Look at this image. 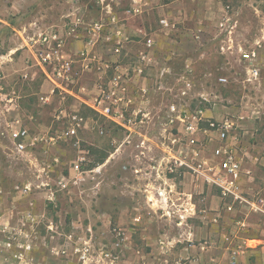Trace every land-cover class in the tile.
<instances>
[{"label":"rangeland","instance_id":"rangeland-1","mask_svg":"<svg viewBox=\"0 0 264 264\" xmlns=\"http://www.w3.org/2000/svg\"><path fill=\"white\" fill-rule=\"evenodd\" d=\"M220 1L219 8L240 11L233 15V44L225 50L220 47L222 32L212 34L217 29L216 17L208 22L203 45L190 47L195 45L190 30L197 9L192 0H142L141 12L132 15L125 13L130 0H113L111 12L118 19L113 23L96 0H0V211L13 209V216L25 219L29 214L39 221L22 228L20 234L28 233L41 243L33 249L38 264H83L72 252L84 238L90 239L95 252L100 247L116 251L119 258L114 264H175L176 243L180 242L174 237L181 229L175 224V213L158 208L156 196L149 192L155 188L151 181L157 172L180 177L177 169L164 166L165 160L157 169L164 154L161 143L167 137L163 126L170 101L191 109L206 108L214 118L245 110V122L254 125L251 138L264 143L263 119L253 118L250 110L258 102V87L241 82L245 63L239 51V46L250 47L264 20L251 6L240 10L241 0ZM260 6L264 9V3ZM76 8L86 22L103 19L104 30L95 46H110L109 53L117 57L109 67L97 55L94 64L103 62L104 72L95 103L114 101L112 110L121 114L130 129L59 89L48 101L40 98L49 93L50 83L35 64L32 42L48 24L62 25ZM160 17L167 19V27L161 26ZM138 27L153 36L151 47L136 35ZM202 48L205 52L200 54ZM258 54L264 77V47ZM96 69H85L80 80L89 76L93 81ZM182 74L191 81L193 99H174L167 89L179 86L177 77ZM221 75L227 76V84L218 82ZM129 81L133 87L127 85ZM127 93L135 99L126 100ZM74 116H82L83 121L77 124ZM19 125L29 128L21 152L13 148L9 135L10 128ZM72 127L74 131L67 132ZM74 161L85 171L79 183L72 182ZM201 186L220 196L215 187ZM190 217L195 216L186 215ZM68 234L73 241L66 243L70 251L66 256L60 250ZM160 240L169 247L159 249L163 248ZM142 251L151 252L149 259L139 258Z\"/></svg>","mask_w":264,"mask_h":264},{"label":"built area","instance_id":"built-area-1","mask_svg":"<svg viewBox=\"0 0 264 264\" xmlns=\"http://www.w3.org/2000/svg\"><path fill=\"white\" fill-rule=\"evenodd\" d=\"M141 1L130 0L127 12L129 14L140 12ZM96 2L101 5L102 10L105 9L111 21L114 22L115 18L111 14L113 0H96ZM77 10L76 8L74 12L68 14V19L62 25H54L48 30L41 31L34 41V50L31 52L35 64L39 66L46 81L51 85L49 93L40 97L44 101H48L50 94H53L56 89L74 96L73 85L77 84L85 69H91L97 62V55L93 48L102 35L104 21L102 22L103 19L98 18L86 22ZM159 23L161 26H168L165 17H160ZM136 35L140 37L145 46H152L154 38L149 31L138 27ZM81 37L85 40L86 47L67 52L66 49L71 41ZM105 38L107 41L111 40L109 35ZM239 51L245 63L241 82L249 83L252 87L257 86L259 91L257 104L251 105V116L260 119L264 116V77L257 62L256 49L239 46ZM217 80L221 84L229 82L226 75L219 76ZM177 82V84H181L176 87H167L174 99L195 98L191 92V81L185 74L177 77ZM161 84L159 81L160 88L163 87ZM142 91L146 92V88H143ZM101 101L93 103L91 107L108 119L130 129V124L121 118V114H116L112 110L114 101H109L105 105H101ZM206 112V108L196 106L191 109L188 105L177 103L175 100L167 104L165 125L163 126L164 131L167 130V137L161 143L164 154L157 169L159 170L165 160L164 166L170 171L177 169L179 176L187 174L202 185L215 187L228 212H232L235 208H245L264 214V198L253 192L251 171L244 167L248 161L257 162L258 157L253 154V148L241 145L238 137V130L247 120V112L245 110L235 113L226 112L219 118H214ZM74 118L77 120V124L83 121L82 116H74ZM28 131L29 128L26 125L10 128L9 135L13 148L17 152L24 150V141L28 136ZM73 131V127L67 130V132ZM71 169L74 172L73 183L84 180L85 171L81 168L79 161H74ZM156 176L159 177L161 174L157 172ZM171 191V189L162 191L158 188L149 190L152 195L156 196L158 208L175 213L176 224H181L186 220V215L190 213V208L168 196ZM38 222L31 219L29 214H26L25 219L20 215L13 216V209L0 211V264H38L33 249L36 245L41 246V243L39 241L35 243L28 233L20 235L22 228L35 226ZM50 222L49 220V224ZM47 227L50 229L51 225ZM71 238V234L66 236L63 248L60 250L61 254L68 256L70 251L66 243L73 241ZM79 240H81L79 241L80 245L74 247L72 253L76 254L77 259L83 264H114L119 258V254L112 248L100 247L95 252L90 239ZM160 243L161 247H169L162 240ZM118 245L117 241L112 246L116 249Z\"/></svg>","mask_w":264,"mask_h":264},{"label":"crops","instance_id":"crops-1","mask_svg":"<svg viewBox=\"0 0 264 264\" xmlns=\"http://www.w3.org/2000/svg\"><path fill=\"white\" fill-rule=\"evenodd\" d=\"M192 1L195 2L197 9L196 13H192L194 22L192 30H190L191 39L194 41L195 45L191 44L190 47L196 49L199 48V45H203L201 41L207 36L206 30L209 29L208 22L216 18L215 24L217 29L212 34H218L216 33L218 30L222 32L224 37L222 41H224V44H221L220 47H222L223 50H225V47L231 46L233 44L232 37L234 36L231 26H235V23L233 24V15L240 11L237 9L230 12L225 9V6H220L219 8L221 4L220 0ZM240 3V10L244 6H251L257 16L264 20V9L260 6L261 3H264V0H241ZM129 7L130 4L128 5V8ZM127 9L125 13L127 15H132L127 12ZM77 12L80 13L79 10H77ZM111 14H113L116 20L117 17L114 12H111ZM108 17L110 19L109 15ZM230 19L233 20L229 21ZM109 22L113 23L111 19ZM54 25V23L48 24L40 30L38 34L41 31L50 29ZM259 29L261 33H256L254 35L255 38L252 39L250 45V47L256 49L257 62H260L258 53L260 49L264 47V43L263 45L261 43L262 40H264V27ZM82 35L83 34H81V36ZM82 37L72 40L66 51L73 52L86 47L85 40ZM36 38L37 36L35 39ZM34 41L32 42L33 47L35 45ZM141 48L142 47L139 49L137 48V50ZM93 51L99 58H103L104 61L108 62L109 67L112 65L113 61L115 62L117 59L115 55L109 53L110 46L106 49H102L100 45H97L94 46ZM199 52L203 54L205 51L202 48ZM102 64L103 62L101 63L99 61L98 64H94L97 69L92 74L95 76L93 81L90 82V80H88L89 76H84L81 80L79 79L75 87H72L74 96L89 106L95 103V98H97L96 96L103 87L101 74L104 72V69L101 70ZM258 64L262 63L260 62ZM94 66H92V70H94ZM127 85L133 87L132 81L127 82ZM51 95L52 94H50L49 99ZM134 99L135 96L132 93L126 94V100L133 101ZM261 119H263L264 123V116L260 118V120ZM252 125L253 124L244 122L238 130V137L241 141L240 144L248 148H253V154L258 157L257 162L248 161L244 164V167L251 171L253 178L251 188L253 192L264 198V143L258 142V139L254 140L255 138H251L254 136V125ZM153 182L155 188H158V190L167 191L171 189L170 196L190 208L189 216L193 214L195 216L186 219L181 224H176L177 221L175 222L181 229V233H178V236L174 237L176 242H180L178 244L176 243V251L174 253L175 264H186L187 262L188 264H264V214L245 208H235L232 212L226 211L223 204L221 205L220 196L213 194L207 187L201 186L199 182L193 180L192 176L187 174L180 176L178 179L164 175L153 177L151 184H153ZM148 185H150V183ZM182 226L185 227V230H182L184 228ZM147 237L148 235L142 238L145 240ZM185 240L187 241L184 242ZM150 243L153 242L151 241ZM163 247L165 249L168 248L167 246ZM164 248L159 249L164 250ZM150 253L142 251L139 258L142 261L144 259L147 260V258L149 259ZM154 256L158 257V251L155 252ZM132 259L136 261L135 258ZM134 264L138 263L135 262Z\"/></svg>","mask_w":264,"mask_h":264}]
</instances>
